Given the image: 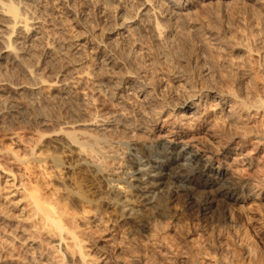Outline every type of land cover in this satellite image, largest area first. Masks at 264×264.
Returning <instances> with one entry per match:
<instances>
[{
    "label": "rangeland",
    "instance_id": "obj_1",
    "mask_svg": "<svg viewBox=\"0 0 264 264\" xmlns=\"http://www.w3.org/2000/svg\"><path fill=\"white\" fill-rule=\"evenodd\" d=\"M98 1H100V2H98ZM11 3L15 7L18 6L17 8H19L18 9L19 13H21V15L23 16V17L21 16L22 19H21V17L19 18L20 21L21 20L22 21L18 22L16 24L14 23V19L12 18L11 14L7 11V8H8L7 6H9V4L11 5ZM164 3H165V0H156V1L155 0H152V1L151 0L150 1L149 0H139V1H137V0H107V1L106 0H20V1L19 0H16V1L15 0H0V128L4 127L3 130L0 129V133H1L0 134V139H1L0 142L2 141V143H0V147H1L0 148V161L1 162L5 161L4 165H5V167H7V170H5L6 168L5 167L3 168V166H2L3 163H0V165L2 166V167L0 166L1 167V169H0V191L2 190L0 192V204L3 203L6 206L10 207L15 212V214H17V215L18 214L21 215V212H22L25 216L26 215L25 214L26 208H24L25 202L22 199L21 192H23V191H21V190H23L22 188H24V186L29 184L31 181H32L31 184L32 183L36 184V182H37V184L40 183L39 187L40 188L42 187L41 188L42 191H45V193L48 192V194L51 191L55 192V190L58 188H59V191L62 192V190H60V189L63 187L64 182L65 183L68 182V184L74 183V180H73V182L71 180H69V179L73 178V176L71 174L72 173L71 170H73L72 167L69 166L70 169H68V170H70V172L68 174H65V171H64L63 174L59 175L57 170L52 168L51 163L50 164L48 163L49 158H47L48 161L43 162L44 163L43 164L37 160H35V161L32 160V158H34L35 156L34 157L32 155L27 156L30 154V152H28V151H30L28 148L30 146H28V144L30 142L32 143L35 139L33 137L36 136L35 131L33 130L34 129L33 127H35V125L39 124L41 126H49V124H50V126H52V125H54V123H55V125L57 123H62V126H61V124H60V126L63 128H68V127L72 128L73 126L74 127L77 126V127H81V128L83 127L84 129L89 128V129H87L89 131H91V130L93 131V129L96 128L94 131L98 130V132L104 133V131L109 132V131H112L113 129L116 131V130H118L117 128L122 130V129H124L123 127L126 126L125 124H127V123L128 124L126 127H128L129 123H134L133 120H135V118H136V116H134V114H137V115L139 114V116L142 115L140 118L143 119V117H144V119L147 120V123H149V124L152 123V124H150L151 127L154 125V126H157L159 129L162 130V133H161L162 138L158 139V141L159 140H161V141L165 140V138H167L168 136H169L168 138H170L173 135V133H174L173 136H175V132H178V134H176V135H180V133H181L180 131L186 132L188 136L185 137L184 139L181 138V140H180V138H178L179 139V140H177L178 143H184V142L186 143V140H187L188 143H186V146H185L187 149L195 150V152L198 154L199 158H201L206 163L211 164L214 168L220 167V168H223L226 172H228L224 178L225 180H226V178L229 177L230 180H233L236 183L238 182V184L240 183L239 185L242 186L243 188L244 187L248 188L250 193H253V191H254V193L255 192L260 193V195H262L264 197V173H263L264 172V141L259 142L258 137H256V134H258V133L256 132V134H255L256 129H258V128L260 129L261 127L264 128V125H263L264 124L263 123L264 122V117H263L264 116V104L262 105L261 109H258V111L254 107L248 109L247 110L248 112H245L246 110H243L244 111L242 113L243 116H242V119L240 118V120L247 122V124H248L247 126H249L250 128L253 127L256 129H254V130H252L253 128L251 129L252 130L251 135H248V138L246 139V143H245L244 147H241V148L233 147V146L226 145V144H223L224 145L223 146L219 142V140L217 141L216 137L210 136V135L208 136L209 133H206L207 130H206L205 125H203V126L199 125L197 127L196 123L194 122L195 119H197V117L198 118L202 117L203 119L206 118L209 121L213 120L214 122L217 119L216 123H220L225 128L228 127V128H226L228 130L227 132H229V131L233 132V130H229V128H232V129L235 128V127H233L234 126L233 124L231 125L233 118H231V117L228 118V117L233 116L232 113L235 114V112L237 111L236 107L238 106V103H236V102L239 100L238 98H236L234 96L233 97H231V96L225 97V101H224L225 105H224L223 98L220 97L219 94L217 95V93H214L213 91H211V92L208 91V93H207L206 90L202 89L200 92L198 91L199 93L197 92V90H198L197 88L201 87V85L199 83H203V81L205 82V80H207V79L209 80L211 78V77L209 78V76H211L212 73L208 67H210V64H212L211 62H214V60L216 61V59H218L220 61V63H221L220 66L223 65V67H225L227 69L226 70L224 68L226 71H228V70L231 71L230 66L232 68L235 67L233 69H236V70L232 69L234 72L233 71H231V72H232V75L235 77V80L238 81L237 83L240 82L239 86L241 89L239 88V86L236 83H234L233 85L238 87V92L241 91V93H239V96L241 95L240 96L241 98L244 99V98H247V96H250L251 99L247 98V101H251L252 97L253 98L254 97L259 98L258 97L259 94H261V95L264 94V77H263L264 76V70H263L264 69V65H263L264 60H262V59H264L263 58L264 57V51H262V49L264 50V47H263L264 46V44H263L264 43V26H263V24H264V0H171V1H169V4H168V2L165 4ZM155 8H156V11H155ZM146 10H147L148 14H147ZM254 10L257 12H255ZM158 11H161V12H158ZM23 12H25V13H23ZM134 12L136 13V15ZM183 12H184V14H182ZM205 12H206V14H205ZM22 13L25 15V17L28 16V17H26L27 20H29V18H31L29 20V22L26 20V23L28 26L24 22L25 17ZM126 13L128 14L127 16H126ZM179 14H182V15L179 16ZM153 16H155V17H153ZM127 17H128V19H127ZM175 18H176V20H174ZM215 19H216V21H215ZM257 19H259V20H257ZM122 20H124L125 22ZM158 20L161 23V27H159L160 26L159 25L157 28L156 21L158 22V24H160ZM169 21H170V23H169ZM210 22H211V25H210ZM124 23L125 24L127 23V24L125 25ZM170 24H172V25H170ZM144 25L146 28L144 27ZM125 26H127V27H125ZM149 26H150V28H149ZM162 26H164V27H162ZM26 28L29 30H27ZM211 28H212V30H211ZM240 28H243L245 30H243V29L240 30ZM131 29H133V30H131ZM160 29H162L163 32H161L162 30H160ZM250 29H253V31ZM158 30L164 36L162 34H159L160 32ZM235 30H237V31H235ZM254 30H255V32H254ZM240 31H241V33H240ZM247 33H249V34H247ZM250 33H252V34H250ZM123 34H125V35H123ZM144 34H146V35L143 36ZM259 34H260V36H259ZM257 36H259L260 38ZM181 37L182 38L185 37V38H183L185 41ZM138 38H140V39H138ZM179 38H181V39H179ZM250 38H252V39L250 40ZM261 38H262V40H261ZM248 39H249L250 44H252V45L254 43L255 44L253 46L252 45L250 46L249 43L247 44ZM255 39H256V41H255ZM234 41H235V43H234ZM237 41H238V43H237ZM11 42L15 45H12ZM231 42H232V44H230ZM251 42H253V43H251ZM256 42H258V43H256ZM181 43L184 44L186 47L184 45L182 46ZM260 43H261V45H260ZM4 46H7V47H4ZM10 46H13L12 47L13 49ZM114 46H115V48H113ZM248 46H250V48L251 47L252 48L249 49ZM20 48H21V50L23 49L24 52L23 51L21 52L19 50ZM162 48H164V49H162ZM246 48H247V50L248 49L250 51L252 50L251 51L252 54L250 53L249 50H248L249 51L248 52L246 50ZM255 48L259 52L258 51L256 52ZM11 49L14 51H16V50H18V51H17V53L14 51L12 52ZM174 49L176 51L175 53H174ZM227 51L229 54L231 53L230 55H232V58L229 54L227 56ZM244 51H245V53H244ZM113 52H116V53H113ZM177 52L179 53L178 56H180L179 60L177 58L178 56L177 57L173 56V55H177L178 54ZM172 53H174V54H172ZM116 54H119L121 56L116 55ZM169 54H171V55H169ZM214 54L216 55L217 58L215 57ZM111 55H112V57H111ZM181 55H182V57H181ZM220 55L223 56L222 57L223 59L221 58ZM233 55L236 58H234ZM134 56H135V58H134ZM169 56H171L172 59ZM239 56H241V57L238 60L237 58ZM173 57H176V58L174 59ZM253 57L255 59H253ZM187 58H188V60H187ZM241 58H243V59H241ZM136 59H137V61H136ZM245 59L248 60L249 62L245 61L248 64L246 63V65H243L242 63ZM133 60H135V61H133ZM225 60L227 62H224ZM236 60L238 62H242V63L236 64L235 63V62H237ZM208 61L210 64L208 63ZM219 61H218V63H219ZM205 62H206V64H209V66H207L205 64ZM23 63L25 64V66ZM164 63H165V65H164ZM189 63H190V65H189ZM228 63H231L233 66L231 64H228ZM249 63H251V64L249 65ZM238 64L243 65L244 67L241 68L238 66ZM26 65H27V67H26ZM29 65H30V68H29ZM101 65H103V67ZM148 65H150V66H148ZM141 66H142V68H141ZM184 66H185V68H184ZM203 66L205 68H203ZM245 66H247V67L245 68ZM175 67H177V69H179V70H177ZM223 67L221 66L220 68H218L219 70L217 69V67L214 68L215 71L213 72V74L215 76H212V78L213 77L214 78L210 79V80L211 81L213 80L212 83L216 82L215 86H216L218 91H221L223 89V91L225 93H228L227 92V91H229V90H227L228 85L225 84L223 81L228 80V79H226L227 73H229L230 71H228L225 74L226 71L223 69L224 74H222L223 71H222V73H220L221 72L220 69H222ZM250 67L252 69H250ZM130 68H133V69H130ZM146 68H148V69H146ZM166 68H168V69L166 70ZM183 68L185 69L184 72H182ZM238 68H239V70H237ZM117 69H120V70H117ZM142 69H144V70H142ZM132 70L135 71L134 75H133L134 71H132ZM33 71L35 73L32 74ZM125 71H127V72H125ZM170 71L172 74L170 73ZM179 71H181L182 73ZM236 71H237V73H236ZM254 71H257V72H254ZM151 72H153V73H151ZM177 72H179L181 75H179ZM30 73H31V75H30ZM74 73H75V75H74ZM90 73H91V75H90ZM145 73H146V75H145ZM154 73H155V75H154ZM175 73L177 76L175 75ZM233 73H235V74H233ZM256 73H259L260 78L257 77L258 75ZM118 74H121V75L119 76ZM218 74L223 75L222 78ZM39 75H40V77H39ZM142 75L144 78L142 77ZM217 75L219 76V78ZM224 75L226 78L224 77ZM236 75L239 77H237ZM89 76L90 77L92 76L93 79L90 78ZM100 76H101V78H100ZM95 77H97V78H95ZM155 77H156V79H155ZM256 77L258 78V80ZM38 78H40V80H38ZM67 78L69 79V82H68ZM87 78H88V80L90 78V80L89 81L86 80L87 81V83H86V81H84V80ZM189 78H190V81H189ZM203 78H205V79L203 80ZM216 78H218V81ZM253 78L256 79V80L254 79V81L256 83L252 82ZM23 79H24V81H23ZM78 79H80V80L78 81ZM249 79L252 81H250ZM91 80H93V84H92ZM214 80H216V81H214ZM38 82H39V84H38ZM51 82H53V83H51ZM88 82H90V84H88ZM146 82H149V83L146 84ZM190 82L192 83L193 87L197 86L196 89L194 88L196 93L194 90H192L193 87L191 86ZM219 82L221 84V85L219 84L221 87L218 85ZM116 83L118 85L120 83V89L118 88L119 86ZM154 83L156 85V88L154 87L155 86ZM253 83H255L254 87L258 85V87H256L257 89L259 88L258 89V93H259L258 95L257 94L255 95L254 90H253L254 92L251 90L252 88H254ZM73 84H75V85H73ZM76 84L77 85L79 84V85L76 86ZM85 84H86V87L88 84L87 88L85 87ZM194 84L196 86H194ZM180 85H181V87H180ZM97 86H98L99 90L97 89ZM235 86H234V91L233 90H230V91L236 92L237 87H235ZM250 86L252 88H250ZM91 87L93 88L92 91L96 87V89L93 93L94 95L91 92ZM138 87L141 89L143 87L144 88H143V90H140V89H138ZM183 87H184V89H183ZM229 87H231V86L229 85ZM131 88L135 89V91H133ZM246 88L248 90H250L251 93L252 92L254 93V94L252 93L253 96L251 95V93H248L250 91H248V90L245 91ZM82 89H84V90L82 91ZM97 90L98 91L101 90V92H98ZM158 90H159V92H158ZM160 90H161V92H160ZM260 90H261V92L262 91L263 92L260 93ZM150 91L153 93H151ZM162 91H163V93H162ZM95 92H97V94H98V96H100V98L103 97L102 100H105L104 98L110 99V100L114 99L113 102L118 104L116 106L117 108H119V104L121 106L125 105L124 106L125 112L123 111V113L125 114L126 112L128 113L130 111L129 112L130 115L127 113H126L127 115L126 114L124 115L121 111L124 109H121L122 107L120 106V111L116 110L117 112L115 111L116 114H114L115 116L113 117L114 119L116 117V121H114V119L111 117V119L108 121L107 124H106V121L103 123L102 121L96 122L95 120H91V121L87 120L86 122L81 121V122H78V124L75 123L76 125L65 124L64 123L65 121L70 120V118H68V119L65 118V112L69 111V109H70V113H71L72 108L75 106H76L75 108L79 107L81 109V110H79L81 113V116H82V114L84 116L81 119H84V118L90 119V116H87V115H89L88 111H83V108H85V105L87 103H89L95 95H97ZM186 93H188V94H186ZM247 93L250 95H248ZM192 94L193 95L194 94H201V97L199 99H196V98L193 99V101H195V103L198 106L197 105H191L190 107L193 108L192 110H190L187 113L183 112V111L181 112V109L178 108L181 106L180 102L188 96H193ZM90 95H92L93 97ZM126 95H127V97H126ZM144 95H145V97H144ZM182 95H184V96H182ZM75 96H76V98H75ZM108 96L109 97L112 96V97L109 98ZM134 98L135 99L137 98V99L135 100ZM81 99H83V100H81ZM168 99L169 100L171 99L168 102V105H170V106L167 108V106H168L167 105L166 108H164L165 105L163 103L165 102V100H168ZM72 100L75 101L73 103L75 106L71 105V103L73 102ZM163 100H164V102H163ZM29 102L31 104H29ZM79 102H81V103H79ZM172 102L173 103L177 102V103H175L174 108H172V105H174ZM226 102H228V103H226ZM139 103L140 104L142 103V105H140ZM170 103H172V105ZM69 104L73 107L71 108V106ZM230 104L232 107L230 106ZM234 104L236 106H234ZM78 105H80L82 107H80ZM60 106H62V107H60ZM66 106L68 107L67 108L68 110H65ZM161 108H162V110H161ZM35 109L39 110L38 113H37V110H35ZM49 112L51 113L50 114L51 116L49 115L51 119H49L48 118L49 116H47V114H49ZM86 112H87V114H86ZM132 112H133V114H132ZM142 112H144V113H142ZM230 112H232V113H230ZM84 114L86 115V117ZM118 114L120 117H118ZM55 116H57V117H55ZM121 116L122 117L124 116L125 119H124V117L122 118ZM157 116L162 117V120H165L166 124H163L160 121L156 122L154 119H156ZM192 116H193V118H192ZM226 117L230 120L229 121L230 125L226 122V121H228V119ZM117 118H118V120L120 119L121 121L118 122ZM5 119H6V121H5ZM11 119H14V120L11 121ZM58 119H59V121H58ZM49 120H50V122H49ZM63 120H64V122H63ZM122 120L125 123L124 125L122 124L123 123ZM131 120H132V122H130ZM146 120H144V122H146ZM2 121H4V123ZM7 121L8 122L10 121V122L8 123ZM190 121H192V122H190ZM218 121H220V122H218ZM14 122H15V124H14ZM51 122H52V124H51ZM137 123H139V122H135V124H137ZM255 123H256V125H255ZM88 124H90V125H88ZM98 124H99V127H98ZM11 125L13 127H15L14 125H16V126L18 125L17 127H19L21 125V127H23V129L26 126L25 131L27 132L26 133L27 135L25 133H23V132H25L24 130H22L20 132L21 133L20 135L23 134L26 137L22 135L23 138L22 137L18 138V135L16 136V134H13L14 132H13L12 128L8 127ZM133 125H131V127H133ZM144 125L142 127L141 126L140 127L142 128L143 132H146L147 129L145 128ZM260 125H261V127H260ZM30 126H31L32 130L30 129ZM7 128L9 130H12V131H9ZM104 128L107 130H105ZM6 130L8 132H6ZM237 130L240 131L241 129H237ZM31 131H33L34 133H32ZM57 131H58V129H57ZM130 131H132V133ZM4 132H5V134H4ZM134 132H136V131H133L132 128H130V130L127 129V133L129 134V136L134 135L133 134ZM62 134L63 133L61 131L50 132L49 134L44 135L40 139V141L42 143H44V142L49 143V146L51 147L50 150H52V148H56V147H58L60 150H62L65 148L64 146L62 147V145H64V144H61V147H60V142L63 143V140L61 137V136H63ZM30 135L31 136L33 135L32 138ZM59 138L61 139V141H59ZM29 139H31V140L28 141ZM56 139H58V140H56ZM21 140H23V141H21ZM24 140L27 142V145H26V142ZM49 140H51V142ZM54 140H56L57 142H55ZM133 140L134 139H130L128 141H133ZM142 140L143 141L145 140L143 142V143H145V145H151V143L154 144V142L149 141L147 139H141V141ZM205 140H207L208 142ZM53 141H54V143L57 144V146H56V144L53 143ZM4 144H5V147H4ZM53 144L56 147L52 146ZM114 145H116V144H114ZM6 146L8 148H6ZM10 146H12L14 149L11 148L12 149L11 150L9 148ZM2 147L4 149H2ZM215 149H217V150H215ZM65 150L68 152V154H66L64 156H69V159L71 158V160H72V158L73 159L75 157L77 158L78 155L76 156L74 153H72V150L70 151L67 148ZM15 151L19 152V154H17L19 156L23 155L22 157H25V158H26V156L28 158L30 157L29 159L28 158L26 159V160H29V163H30V160H31V162H33V161L35 162V163L33 162L34 164L32 163L33 165L30 164L31 168H29L30 166H28V163L27 164L26 163L21 164L18 160H16V157H15L16 155L14 154ZM20 151L23 153L20 154ZM7 152L10 153L11 157H9L10 155ZM18 152H15V153H18ZM24 152L27 155H24L25 154ZM50 153L51 152H49V151H45V153H43V155L46 154V156L48 157L47 154L50 155ZM118 153H120V152H117L116 155H119ZM128 153H129L128 151H125L124 155L121 154L120 157L125 158V156H127ZM212 153H214V155ZM113 154L115 155V153H113ZM113 154L110 153V155H113ZM80 155L82 156L83 154H80ZM37 156L38 155H36V157ZM6 157L9 159H7ZM44 157H45V155L43 156V158ZM85 157L88 160H90V158H88V156H85ZM166 157H167V155H166ZM13 159H14V162L12 161ZM74 160H76V159H74ZM6 162H8L7 164H9V167H11V169L8 167ZM81 162L82 161H80V163ZM41 164H43L44 166H42ZM45 164L47 166H45ZM114 165L115 164L111 165L112 168L110 166V171H108V174L112 173L111 178H112V176L115 177L118 174L121 175L122 171L124 169L127 170L126 165H124V166L121 165V167H120L121 169H117V168H119L120 165H115L116 167ZM260 165H261V167H260ZM66 167H67V165H66ZM27 168L30 170L28 171ZM142 168L143 167H141L142 171L146 169L145 167L143 169ZM53 169H54V171H52ZM115 169H116V172H115ZM8 170H9V172H12V173H9ZM113 171H114V173H113ZM13 172H14V174H13ZM127 172L129 173V175H131L132 170L129 169V170H127ZM70 175H71V178H70ZM13 176H14V178H13ZM48 176H50V177H48ZM63 178H64V180H63ZM142 178L145 179L146 176L144 175ZM79 179L80 178H78V181H79ZM28 180H29V183H28ZM130 180L133 182V178H130ZM52 183L54 185H52ZM112 183H113L112 186L114 188H116V190L117 189L122 190L123 200H126L124 197L126 194L127 198L131 199L132 202H124V204L119 203V205H118L114 201H108L107 202V200H105V202H107L106 203L107 207H106V205L104 207L107 209L108 212L113 211L114 208L117 209V212H115V213L110 212V213H112V215H111V219H109V221L106 220L108 214H106L107 216L104 215V219L106 220V222H105V220L103 222V220H102L103 218L101 219V216L96 215L95 211L89 212L90 214L89 213L85 214V216L87 217L86 219L88 221L85 219H84L85 221L82 219H79V220H82V221H80L81 227L82 226L85 227L87 225L86 227L89 228V229L86 228L87 229L86 233H85L86 238L83 241L84 249H85V252L87 253V258H86L87 260H85L83 264H234V261H236L239 258L240 259H243V258L248 259V258L253 256L252 252L249 253V251H251V250L245 244V242L244 243L241 242V238L239 237L238 232L236 233V229L234 228V226L233 227L229 226L230 223L227 222V224L225 223L224 226L222 227L224 230L222 231V228H221V231H220V229L217 227V225L214 224V222L213 223L210 222L214 218L215 214L217 215L219 205L223 204L222 197L220 198V196L218 194V189H216L217 186H213L212 188H210L209 190L211 192L209 190L206 192V190H204L203 187H197L194 190L195 197H197V198H195V200L192 201V203H191L192 205H190V201H189L188 196H185L187 191L177 190L176 194L173 192V194L171 195L172 197L171 198L169 197V199L166 201L168 204V209H169L168 212L169 213H168V216L163 219L164 222L160 221V223L161 222L162 223H161V225H159L157 222L156 223L154 221L150 222L148 220L147 223H145V225H144L145 228L143 227V232L139 231L140 233L138 234L135 231L134 232L132 230L130 231L129 223L132 219L131 213L133 210H136V211H138L137 213H139L141 215H143V213L145 211H147V213H144V214H147L146 217L151 215V214L153 215V213H155V211H156L155 210L156 206H157V208L159 207L158 203H156V204L154 203L155 204L154 205L152 202L155 199L154 195L152 196L153 198H152L151 202L155 206V208H154V210L151 208L152 209V211H151L150 207H153L152 205L151 206L146 205L145 207H143V203H146L145 199L151 197L150 193H147V195L145 194V196L142 195L139 198H137L136 196H133V194H130L128 188L123 189V185L122 186L117 185V187H115L116 182H112ZM22 184H23V187H22ZM31 184H29L27 186H30ZM55 186H57V187H55ZM110 188H111V186H110ZM110 188H109V186L108 187L104 186V190L106 192L108 191V193L111 192L112 190H114L113 188L112 189H110ZM50 189H52V190H50ZM123 190H124V192H123ZM184 191H185V193H184ZM57 193H55L54 196H56ZM139 194H141V193H139ZM202 196H204V197H202ZM201 197L204 199H202ZM210 199H211V201H210ZM7 200L10 202L8 203ZM206 201H207V203H206ZM14 203L17 204V207H16V204L14 205ZM210 203H212V204H210ZM125 204H128V205H125ZM11 205H12V207H11ZM116 205H118L119 207ZM209 205H211V206H209ZM114 206H116V207H114ZM131 208H133V210H130ZM210 209H212V210L210 211ZM204 212H205V214H204ZM148 213H149V215H148ZM190 213L192 215H190ZM78 215H80V214H78ZM5 216L6 215H4L3 213H0V227L2 226V228H0L1 229L0 235L2 234V237L7 235L6 236L7 238H9V239L14 238L15 239V241H13V242L16 244V247L18 248L17 251L19 250V255H22V259H24V260L21 259V256H15V255H17L18 252L12 251L13 252L12 254L15 253V255H13L14 257H10V255L8 256V255L4 254L6 252L2 248L3 242H0L1 243L0 244L1 250L4 252L3 253L0 250L1 251L0 255L1 254L3 255V256L2 255L0 256L1 257L0 260H2V261H0V264H3V263L4 264H10L11 262H13L11 264H61V263L62 264H64V263L65 264H75L72 262V260L68 261V259L67 260L62 259V261H61V259H60L62 256H63L62 258L68 257V250L67 251L64 249L62 250V247L65 244V241H60V244H59V241H57V237H52L53 238L52 239V238H50L48 233H46V231H43V232H45V234H47V235L44 234L45 236L44 235L43 236L44 237L47 236V240H50L48 242H51V245H48V244L46 245L45 244L46 241L43 242L42 240H40V237H37L36 233L34 234V235H36L35 236L36 239L33 238L34 237L33 233H32L33 237L30 236L31 234H29V232L31 231L32 228L31 227L29 228V226L26 225L27 223L29 225V223H30L29 221L26 222V224H25V223H23L25 221L22 222V219H21L22 217L18 218V216L15 215L16 218L13 217V220H12V219H8V217L6 218ZM96 216H98V217H96ZM113 217H115V218L113 219ZM92 218H93V220H92ZM97 218H98V220H97ZM209 219H211V220H209ZM5 221H6V224H8L10 226V230H9V228L7 230L8 232L3 231V226H4L3 224L5 223ZM138 222L139 221L137 220L136 221L137 225L138 226L141 225V223L140 222L138 223ZM206 222H208V225L205 224ZM20 223L21 224L23 223V225H22L23 227L25 224V226L27 228H29V229H27V233H26V231H25V233H23V231L21 230L23 227L20 226ZM103 223H105V224L103 225ZM154 223H155V225H154ZM209 223H211L212 225L214 224V225L213 226L211 224L209 225ZM84 224H86V225L84 226ZM89 224H90V226H89ZM18 226H20V227H18ZM13 228H15L16 230L15 229L13 230ZM81 229H83V228H81ZM83 230L84 231H82V232H85V229H83ZM9 231L10 232L13 231L15 235L13 234V232L10 233ZM32 231L35 232L33 229H32ZM218 231H220V232H218ZM2 232H5V235ZM88 233H89V235H88ZM16 234L19 236V239H18V236ZM132 234H134V235H132ZM13 235L16 237H14ZM20 236L23 238H21ZM228 236L230 239L228 238ZM6 237H3V238H6ZM48 237H49V239H48ZM87 237H89V238H87ZM22 239H24V240H22ZM3 240L4 239H2V241ZM0 241H1V239H0ZM68 241L70 242V240H67V242ZM225 241H227V243H225ZM17 244L20 245L21 247L17 246ZM44 244L46 246H44ZM58 244H59V249H61L62 252H61V250L59 252H57V250L53 248V247L57 246ZM7 245H8V243H7ZM236 246H241L243 249V251L240 255L235 254V252L233 251ZM206 247H207V251L209 248L208 252H210V253L205 252ZM10 248L13 250L12 246ZM61 254H62V256H61ZM66 254H67V256H66ZM132 254H134V255L131 256ZM248 254L250 255V257ZM76 256H78V255H75L73 257V261H74V258ZM17 257H18V259H17ZM193 257L195 258V260L193 259ZM26 259H27V262H25ZM9 261H10V263H9ZM6 262H8V263H6ZM76 264H78V262Z\"/></svg>",
    "mask_w": 264,
    "mask_h": 264
},
{
    "label": "bare ground",
    "instance_id": "obj_2",
    "mask_svg": "<svg viewBox=\"0 0 264 264\" xmlns=\"http://www.w3.org/2000/svg\"><path fill=\"white\" fill-rule=\"evenodd\" d=\"M16 1V0H15ZM20 1V0H19ZM107 1V0H106ZM137 1H139V0H137ZM150 1V0H149ZM152 1V0H151ZM156 1V0H155ZM169 1H171V0H165V3H167L168 2V4H169ZM11 2V1H10ZM98 2H100V1H98ZM146 2V1H145ZM20 3V2H19ZM108 3V2H107ZM157 3V2H156ZM164 3V4H165ZM18 4V3H17ZM109 4V3H108ZM139 4V3H138ZM143 4V3H142ZM141 4V5H142ZM153 4V3H152ZM167 5V4H166ZM4 6V5H3ZM135 6V5H134ZM160 6V5H159ZM170 6V5H169ZM254 6V5H253ZM5 7V6H4ZM8 7V8H7ZM6 8H7V11L11 14V16H12V18L14 19V23L16 24V23H18V22H21L20 21V17L22 16L21 15V13H19V8H17V7H15L14 5H12V3H11V5L9 4V6H7ZM25 7V6H24ZM150 7V6H149ZM5 8V9H6ZM22 8V7H21ZM20 8V9H21ZM140 8V7H139ZM252 8V7H251ZM208 9V8H207ZM253 9V8H252ZM138 10V9H137ZM162 10V9H161ZM170 10V9H169ZM6 11V12H7ZM136 11V10H135ZM155 11H156V8H155ZM175 11V10H174ZM255 11V10H254ZM21 12V11H20ZM146 12H147V10H146ZM152 12V11H151ZM158 12H161V11H158ZM167 12V11H166ZM171 12V11H170ZM169 12V13H170ZM203 12V11H202ZM201 12V13H202ZM252 12V11H251ZM255 12H257V11H255ZM23 13H25V12H23ZM22 13V14H23ZM135 13V12H134ZM176 13V12H175ZM180 13V12H179ZM193 13V12H192ZM260 13V12H259ZM262 13V12H261ZM9 14V15H10ZM144 14V13H143ZM147 14H148V12H147ZM156 14V13H155ZM177 14V13H176ZM182 14H184V12L182 13ZM182 14H179V16L180 15H182ZM191 14V13H190ZM205 14H206V12H205ZM244 14V13H243ZM256 14V13H255ZM24 15V14H23ZM128 14L126 13V16H127ZM135 15H136V13H135ZM158 15V14H157ZM187 15V14H186ZM132 16V15H131ZM148 16V15H147ZM161 16V15H160ZM262 16V15H261ZM23 17V16H22ZM22 17H21V19H22ZM24 17H25V15H24ZM26 17H28V16H26ZM25 17V18H26ZM135 17V16H134ZM146 17V16H145ZM149 17V16H148ZM153 17H155V16H153ZM158 17V16H157ZM165 17V16H164ZM171 17V16H170ZM252 17V16H251ZM9 18V17H8ZM24 18V22L26 23V20H27V18L25 19ZM126 18V17H125ZM181 18V17H180ZM183 18V17H182ZM194 18V17H193ZM254 18V17H253ZM252 18V19H253ZM259 18V17H258ZM31 18H29V20H30ZM127 19H128V17H127ZM150 19V18H149ZM158 19V18H157ZM156 19V20H157ZM169 19V18H168ZM260 19V18H259ZM259 19H257V20H259ZM263 19V18H262ZM29 20H27L28 22H29ZM125 20V19H124ZM124 20H122V21H124ZM143 20V19H142ZM151 20V19H150ZM174 20H176V18L174 19ZM182 20V19H181ZM184 20V19H183ZM192 20V19H191ZM250 20V19H249ZM129 21V20H128ZM145 21V20H144ZM159 21V20H158ZM195 21V20H194ZM215 21H216V19H215ZM3 22V21H2ZM23 22V23H24ZM31 22V21H30ZM125 22V21H124ZM173 22V21H172ZM180 22V21H179ZM183 22V21H182ZM181 22V23H182ZM245 22V21H244ZM248 22V21H247ZM262 22V21H261ZM24 23V24H25ZM138 23V22H137ZM144 23V22H143ZM149 23V22H148ZM153 23V22H152ZM159 23H160V21H159ZM169 23H170V21H169ZM178 23V22H177ZM13 24V23H12ZM125 24V23H124ZM127 24V23H126ZM125 24V25H126ZM140 24V23H139ZM26 25H27V23H26ZM122 25V24H121ZM154 25V24H153ZM156 25H157V28H158V26L159 27H161V23L160 24H158V22L156 21ZM163 25V24H162ZM170 25H172V24H170ZM179 25V24H178ZM210 25H211V22H210ZM214 25V24H213ZM253 25V24H252ZM261 25V24H260ZM12 26V25H11ZM28 26V25H27ZM139 26V25H138ZM263 26H264V24H263ZM262 26V27H263ZM18 27V26H17ZM125 27H127V26H125ZM144 27H145V25H144ZM162 27H164V26H162ZM175 27V26H174ZM12 28V27H11ZM22 28V27H21ZM132 28V27H131ZM146 28V27H145ZM148 28V27H147ZM149 28H150V26H149ZM186 28V27H185ZM184 28V29H185ZM259 28V27H258ZM25 29V28H24ZM27 29V28H26ZM166 29V28H165ZM241 29H243V28H240V30ZM27 30H29V29H27ZM128 30V29H127ZM131 30H133V29H131ZM160 30H162V29H160ZM211 30H212V28H211ZM218 30V29H217ZM243 30H245V29H243ZM248 30V29H247ZM250 30H252L253 31V29H250ZM21 31V30H20ZM137 31V30H136ZM159 31V30H158ZM207 31V30H206ZM235 31H237V30H235ZM239 31V30H238ZM128 32V31H127ZM130 32V31H129ZM160 32V31H159ZM158 32V33H159ZM161 32H163V30L161 31ZM159 33V34H162V33ZM177 32V31H176ZM175 32V33H176ZM220 32V31H219ZM254 32H255V30H254ZM132 33V32H131ZM137 33V32H136ZM154 33V32H153ZM157 33V34H158ZM240 33H241V31H240ZM244 33V32H243ZM20 34V33H19ZM151 34V33H150ZM149 34V35H150ZM205 34V33H204ZM246 34V33H245ZM247 34H249V33H247ZM250 34H252V33H250ZM255 34V33H254ZM253 34V35H254ZM123 35H125V34H123ZM146 34H144L143 36H145ZM163 35V34H162ZM161 35V36H162ZM237 35V34H236ZM235 35V36H236ZM256 35V34H255ZM140 36V35H139ZM160 36V37H161ZM164 36V35H163ZM189 36V35H188ZM187 36V37H188ZM195 36V35H194ZM214 36V35H213ZM244 36V35H243ZM249 36V35H248ZM259 36H260V34H259ZM259 36H257V37H259ZM263 36V35H262ZM129 37V36H128ZM198 37V36H197ZM241 37V36H240ZM250 37V36H249ZM256 37V38H257ZM154 38V37H153ZM182 38V37H181ZM181 38H179V39H181ZM183 38H185V37H183ZM182 38V39H183ZM253 38V37H252ZM252 38H250V40L252 39ZM255 38V37H254ZM260 38V37H259ZM138 39H140V38H138ZM176 39V38H175ZM184 40V39H183ZM194 40V39H193ZM192 40V41H193ZM227 40V39H226ZM261 40H262V38H261ZM173 41V40H172ZM185 41V40H184ZM188 41V40H187ZM244 41V40H243ZM255 41H256V39H255ZM9 42V41H8ZM205 42V41H204ZM240 42V41H239ZM245 42V41H244ZM12 43V42H11ZM191 43V42H190ZM234 43H235V41H234ZM237 43H238V41H237ZM241 43V42H240ZM243 43V42H242ZM249 43V39H248V42H247V44ZM251 43H253V42H251ZM256 43H258V42H256ZM8 44V43H7ZM118 44V43H117ZM124 44V43H123ZM182 44V43H181ZM186 44V43H185ZM230 44H232V42L230 43ZM250 44V43H249ZM255 44V43H254ZM253 44V45H254ZM264 44V43H263ZM11 45V44H10ZM12 45H15V44H13L12 43ZM116 45V44H115ZM166 45V44H165ZM184 44H182V46H183ZM191 45V44H190ZM252 44H250V46H251ZM252 45V46H253ZM260 45H261V43H260ZM259 45V46H260ZM8 46V45H7ZM7 46H4V47H7ZM185 46V45H184ZM195 46V45H194ZM214 46V45H213ZM234 46V45H233ZM250 46H248L249 47V49H251L250 48ZM11 48L13 47V46H10ZM158 47V46H157ZM160 47V46H159ZM186 47V46H185ZM228 47V46H227ZM255 47V46H254ZM264 47V46H263ZM262 47V48H263ZM18 48V47H17ZM25 48V47H24ZM99 48V47H98ZM107 48V47H106ZM113 48H115V46L113 47ZM173 48V47H172ZM181 48V47H180ZM233 48V47H232ZM13 49V48H12ZM11 49V50H12ZM111 49V48H110ZM109 49V50H110ZM158 49V48H157ZM162 49H164V48H162ZM182 49V48H181ZM248 49V50H249ZM254 49V48H253ZM256 49V48H255ZM21 52L23 51L24 52V50L22 49L21 50V48L19 49ZM106 50V49H105ZM117 50V49H116ZM129 50V49H128ZM151 50V49H150ZM153 50V49H152ZM217 50V49H216ZM220 50V49H219ZM233 50V49H232ZM231 50V51H232ZM246 50H247V48H246ZM247 50V51H248ZM14 50H12V52H13ZM17 51L18 50H16V51H14V52H16L17 53ZM205 51V50H204ZM211 51V50H210ZM226 51V50H225ZM230 51V52H231ZM250 51V50H249ZM248 51V52H249ZM252 51V50H251ZM251 51H250V53H251ZM256 52L258 51L257 49L255 50ZM262 51H264L263 49H262ZM27 52V51H26ZM29 52V51H28ZM32 52V51H31ZM117 52V51H116ZM116 52H113V53H116ZM122 52V51H121ZM160 52V51H159ZM171 52V51H170ZM173 52V51H172ZM176 51H175V49H174V53H175ZM198 52V51H197ZM259 52V51H258ZM261 52V51H260ZM111 53V52H110ZM165 53V52H164ZM167 53V52H166ZM174 53H172V54H174ZM178 53V52H177ZM176 53V54H177ZM244 53H245V51H244ZM249 53V54H250ZM160 54V53H159ZM218 54V53H217ZM228 51H227V56H228ZM231 54V53H230ZM229 54V55H230ZM252 54V53H251ZM260 54V53H259ZM116 55H119V54H116ZM115 55V56H116ZM129 55V54H128ZM162 55V54H161ZM160 55V56H161ZM169 55H171V54H169ZM179 55V53L177 54V55H173V56H178ZM198 55V54H197ZM200 55V54H199ZM209 55V54H208ZM215 55V54H214ZM32 56V55H31ZM110 56V55H109ZM119 56H121V55H119ZM168 56V55H167ZM221 56V55H220ZM231 56V58H232V55H230ZM251 56V55H250ZM17 57V56H16ZM107 57V56H106ZM105 57V58H106ZM111 57H112V55H111ZM166 57V56H165ZM170 58H171V56H169ZM176 57H173L174 59L176 58ZM181 57H182V55H181ZM198 57V56H197ZM207 57V56H206ZM205 57V58H206ZM214 57V56H213ZM215 57H216V55H215ZM223 56H221V58H222ZM225 57V56H224ZM233 57H234V55H233ZM241 56H239L237 59L239 60V58H240ZM245 57V56H244ZM27 58V57H26ZM134 58H135V56H134ZM151 58V57H150ZM164 58V57H163ZM167 58V57H166ZM178 58V60H179V58H180V56H178L177 57ZM217 58V57H216ZM215 58V59H216ZM220 58V57H219ZM220 58V59H221ZM234 58H236V57H234ZM233 58V59H234ZM264 58V57H263ZM30 59V58H29ZM33 59V58H32ZM104 59V58H103ZM122 59V58H121ZM172 59V58H171ZM191 59V58H190ZM211 59V58H210ZM214 59V58H213ZM223 59V58H222ZM226 59V58H225ZM232 59V60H233ZM241 59H243V58H241ZM253 59H255L254 57H253ZM28 60V59H27ZM105 60V59H104ZM165 60V59H164ZM169 60V59H168ZM167 60V61H168ZM182 60V59H181ZM187 60H188V58H187ZM227 60V59H226ZM224 61V62H227V61ZM235 60V59H234ZM233 60V61H234ZM262 60H264V59H262ZM12 61V60H11ZM18 61V60H17ZM114 61V60H113ZM133 61H135V60H133ZM136 61H137V59H136ZM157 61V60H156ZM194 61V60H193ZM207 61V60H206ZM218 59H216V61L214 60V62H211L212 64H210L209 63V61H208V63L210 64V67H208L210 70H211V73H212V75L211 76H209V78L210 79H213L212 78V76H215L214 74H213V72L215 71L214 70V68H216L217 67V69L218 68H220L221 66L223 67V65H221L220 66V61H219V63H218ZM237 61V60H236ZM245 61H247V62H249L248 60H244L243 61V63L242 62H235L236 64L237 63H242L243 65H246V63L247 62H245ZM24 62V61H23ZM105 62V61H104ZM124 62V61H123ZM146 62V61H145ZM152 62V61H151ZM150 62V63H151ZM171 62V61H170ZM187 62V61H186ZM231 62V61H230ZM252 62V61H251ZM256 62V61H255ZM258 62V61H257ZM137 63V62H136ZM139 63V62H138ZM141 63V62H140ZM149 63V64H150ZM168 63V62H167ZM232 63V62H231ZM231 63H228V64H231ZM20 64V63H19ZM24 64V63H23ZM106 64V63H105ZM115 64V63H114ZM135 64V63H134ZM146 64V63H145ZM188 64V63H187ZM205 64H206V62H205ZM209 64H206L207 66H209ZM248 64V63H247ZM251 63H249V65H250ZM258 64V63H257ZM33 65V64H32ZM104 65V64H103ZM103 65H101L102 67H103ZM138 65V64H137ZM143 65V64H142ZM152 65V64H151ZM154 65V64H153ZM157 65V64H156ZM164 65H165V63H164ZM169 65V64H168ZM172 65V64H171ZM180 65V64H179ZM189 65H190V63H189ZM192 65V64H191ZM225 65V64H224ZM232 65V64H231ZM235 65V64H234ZM243 65H239L238 64V66L239 67H244ZM259 65V64H258ZM264 65V64H263ZM24 66H25V64H24ZM106 66V65H105ZM104 66V67H105ZM139 66V65H138ZM148 66H150V65H148ZM183 66V65H182ZM205 66V65H204ZM203 66V68H205ZM233 66V65H232ZM260 66V65H259ZM26 67H27V65H26ZM32 67V66H31ZM121 67V66H120ZM132 67V66H131ZM140 67V66H139ZM144 67V66H143ZM146 67V66H145ZM161 67V66H160ZM166 67V66H165ZM174 67V66H173ZM172 67V68H173ZM247 66H245V68H246ZM249 67V66H248ZM263 67V66H262ZM29 68H30V65H29ZM101 68V67H100ZM122 68V67H121ZM141 68H142V66H141ZM151 68V67H150ZM155 68V67H154ZM169 68V67H168ZM168 68H166V70L168 69ZM176 69H177V67H175ZM184 68H185V66H184ZM183 68V70H182V72H184L185 71V69ZM198 68V67H197ZM225 67H223L222 69H220L221 70V72L220 73H222V71H223V73L222 74H224V70L226 69H224ZM233 68H235V67H233ZM231 66H230V69H231V71H233V70H236V69H233ZM34 69V68H33ZM103 69V68H102ZM101 69V70H102ZM109 69V68H108ZM112 69V68H111ZM130 69H133V68H130ZM146 69H148V68H146ZM200 69V68H199ZM224 69V70H223ZM233 69V70H232ZM248 69V68H247ZM250 69H252L251 67H250ZM29 70V69H28ZM31 70V69H30ZM107 70V69H106ZM117 70H120V69H117ZM126 70V69H125ZM137 70V69H136ZM140 70V69H139ZM142 70H144V69H142ZM154 70V69H153ZM156 70V69H155ZM165 70V69H164ZM171 70V69H170ZM177 70H179V69H177ZM188 70V69H187ZM186 70V71H187ZM198 70V69H197ZM219 70V69H218ZM227 70V69H226ZM225 70V71H226ZM237 70H239V68L237 69ZM264 70V69H263ZM132 71H134V70H132ZM147 71V70H146ZM149 71V70H148ZM160 71V70H159ZM172 71V70H171ZM171 71H170V73H171ZM174 71V70H173ZM207 71V70H206ZM209 71V70H208ZM228 71H230V70H228ZM228 71H226L225 72V74L228 72ZM230 71V72H231ZM105 72V71H104ZM125 72H127V71H125ZM143 72V71H142ZM161 72V71H160ZM179 72H181V71H179ZM179 72H177L179 75H181ZM181 72V73H182ZM189 72V71H188ZM187 72V73H188ZM217 72V71H216ZM227 73V78L225 77V75H224V77L226 78V79H228V80H222L225 84H227L228 85V87H227V90H229V91H227L228 93H225L224 91H223V87L221 88L222 90L221 91H218L217 90V88H216V82H213L212 83V81L210 80H205V82L203 81V83H199L200 85H201V87H199V88H197L198 90H197V92L199 91H201L202 89H204V90H206L207 91V93H208V91L209 92H211V91H213L214 93H217V95L219 94V96L220 97H222L223 98V102L225 101V97H236V98H238L239 100L236 102V103H238V106L236 107V109H237V111L235 112V114H233L232 112H230V113H232V115L233 116H229L228 118H233L232 119V122H231V125L233 124L234 126L233 127H235L234 129H232V128H229V130H233V132L232 131H229V132H227L228 130L226 129V128H228V127H224L223 125H221L220 123H216V121H217V119H216V121L214 122L213 120L212 121H209V120H207L206 118H198L197 117V119H195V123H196V125H197V127L200 125V126H203V125H205L206 126V130H207V132L206 133H209L208 134V136L210 135V136H214V137H216L217 138V141L219 140V142L223 145V144H226V145H230V146H233V147H239V148H241V147H244V145H245V143H246V139L248 138V135H251V131L252 130H254V129H256V128H253L252 126V128H250L249 126H247L248 124H247V122H244V121H242V120H240V118L242 119V113L244 112L243 110H246L245 112H248L247 110L248 109H250V108H252V107H254L257 111H258V109H261L262 108V105L264 104V94L263 95H261V94H259L258 93V89L256 88V87H258V85L257 86H255L254 87V85H255V81H254V79L255 78H253V81L252 80H250V81H252V82H255V83H253V87L255 88H252L251 86H250V88H252L251 90L253 91H255V95L257 94H259V98H253L252 97V100L251 101H247V98H250L251 99V97L250 96H247V98H241L240 96H239V93H241V91H239L238 92V87L237 86H235V85H233L234 83H236L238 86H239V83H237L238 81L237 80H235V77L232 75V72L231 73ZM234 72V71H233ZM254 72H257V71H254ZM33 73H35L34 71L32 72V74ZM39 73V72H38ZM68 73V72H67ZM96 73V72H95ZM94 73V74H95ZM100 73V72H99ZM107 73V72H106ZM105 73V74H106ZM119 73V72H118ZM133 73V72H132ZM138 73V72H137ZM149 73V72H148ZM151 73H153V72H151ZM174 73V72H173ZM197 73V72H196ZM209 73V72H208ZM210 73V74H211ZM236 73H237V71H236ZM89 74V73H88ZM116 74V73H115ZM122 74V73H121ZM121 74H118L119 76L121 75ZM135 74V71H134V73H133V75ZM141 74V73H140ZM172 74V73H171ZM184 74V73H183ZM233 74H235V73H233ZM258 76L257 77H259V73H256ZM30 75H31V73H30ZM37 75V74H36ZM35 75V76H36ZM74 75H75V73H74ZM90 75H91V73H90ZM111 75V74H110ZM145 75H146V73H145ZM154 75H155V73H154ZM175 75H176V73H175ZM190 75V74H189ZM209 75V74H208ZM218 75H220L221 76V78H222V76L223 75H221V74H218ZM217 75V76H218ZM246 75V74H245ZM33 76V75H32ZM31 76V77H32ZM88 76V75H87ZM99 76V75H98ZM123 76V75H122ZM125 76V75H124ZM128 76V75H127ZM139 76V75H138ZM171 76V75H170ZM177 76V75H176ZM237 76V75H236ZM250 76V75H249ZM39 77H40V75H39ZM67 77V76H66ZM90 77V76H89ZM142 77H143V75H142ZM168 77V76H167ZM193 77V76H192ZM200 77V76H199ZM208 77V76H207ZM237 77H239V76H237ZM243 77V76H242ZM256 77V78H257ZM264 77V76H263ZM23 78V77H22ZM26 78V77H25ZM70 78V77H69ZM76 78V77H75ZM90 78H92V76L90 77ZM90 78H89V80H90ZM95 78H97V77H95ZM100 78H101V76H100ZM117 78V77H116ZM120 78V77H119ZM134 78V77H133ZM144 78V77H143ZM160 78V77H159ZM186 78V77H185ZM201 78V77H200ZM218 78H219V76H218ZM218 78H216L217 79V81H218ZM260 78V77H259ZM34 79V78H33ZM32 79V80H33ZM44 79V78H43ZM65 79V78H64ZM68 79V78H67ZM66 79V80H67ZM81 79V78H80ZM80 79H78V81L80 80ZM93 79V78H92ZM112 79V78H111ZM155 79H156V77H155ZM202 79V78H201ZM205 78H203V80H204ZM262 79V78H261ZM37 80V79H36ZM38 80H40V78H38ZM75 80V79H74ZM86 80H88V78L87 79H85L84 81H86ZM88 80V81H89ZM95 80V79H94ZM99 80V79H98ZM97 80V81H98ZM101 80V79H100ZM122 80V79H121ZM153 80V79H152ZM161 80V79H160ZM176 80V79H175ZM188 80V79H187ZM193 80V79H192ZM195 80V79H194ZM248 80V81H249ZM256 80V79H255ZM257 80H258V78H257ZM23 81H24V79H23ZM47 81V80H46ZM45 81V82H46ZM77 81V82H78ZM92 81V84H93V80H91ZM124 81V80H123ZM158 81V80H157ZM172 81V80H171ZM189 81H190V78H189ZM201 81V80H200ZM214 81H216V80H214ZM247 81V82H248ZM33 82V81H32ZM68 82H69V79H68ZM74 82V81H73ZM122 82V81H121ZM126 82V81H125ZM141 82V81H140ZM187 82V81H186ZM196 82V81H195ZM34 83V82H33ZM32 83V84H33ZM43 83V82H42ZM51 83H53V82H51ZM64 83V82H63ZM84 83V82H83ZM86 83H87V81H86ZM96 83V82H95ZM102 83V82H101ZM104 83V82H103ZM134 83V82H133ZM149 82H146V84H148ZM161 83V82H160ZM223 83V84H224ZM249 83V82H248ZM11 84V83H10ZM38 84H39V82H38ZM37 84V85H38ZM67 84V83H66ZM80 84V83H79ZM78 84V85H79ZM88 84H90V82H88ZM88 84H87V87H88ZM117 84V83H116ZM190 84H191V86H192V83L190 82ZM189 84V85H190ZM196 84V83H195ZM194 84V86H196ZM220 84V82L218 83V85ZM224 84V85H225ZM30 85V84H29ZM73 85H75V84H73ZM72 85V86H73ZM77 84H76V86H78ZM83 85V84H82ZM95 85V84H94ZM98 85V84H97ZM118 85V84H117ZM116 85V86H117ZM145 85V84H144ZM154 85H155V83H154ZM153 85V86H154ZM188 85V84H187ZM217 85V86H218ZM221 85V84H220ZM219 85V86H220ZM229 85L231 86V87H229ZM233 85V86H232ZM242 85V84H241ZM248 85V84H247ZM252 85V84H251ZM51 86V85H50ZM91 86V85H90ZM119 86V87H118ZM117 87L120 89V83H119V85H118ZM141 86V85H140ZM152 86V85H151ZM160 86V85H159ZM234 86L235 87H237V90H236V92H233L234 91ZM66 87V86H65ZM70 87V86H69ZM85 87H86V84H85ZM84 87V88H85ZM86 87V88H87ZM100 87V86H99ZM110 87V86H109ZM108 87V88H109ZM145 87V86H144ZM143 87V88H144ZM155 88H156V85L154 86ZM170 87V86H169ZM180 87H181V85H180ZM190 87V86H189ZM193 87V86H192ZM191 87V88H192ZM197 87V86H196ZM196 87H193V89L192 90H194V88L196 89ZM221 87V86H220ZM44 88V87H43ZM42 88V89H43ZM46 88V87H45ZM79 88V87H78ZM116 88V87H115ZM130 88V87H129ZM143 88L141 89V88H139L138 87V89H140V90H143ZM226 88V87H225ZM239 88H240V86H239ZM41 89V88H40ZM70 89V88H69ZM90 89V88H89ZM92 87H91V92H92V94L94 93V91H95V89H96V87L94 88V90L92 91ZM97 89H98V86H97ZM106 89V88H105ZM132 89V88H131ZM161 89V88H160ZM183 89H184V87H183ZM220 89V88H219ZM241 89V88H240ZM239 89V90H240ZM49 90V89H48ZM76 90V89H75ZM84 89H82V91H83ZM99 90V89H98ZM97 90V91H98ZM133 91H135V89H132ZM162 90V89H161ZM161 90H160V92H161ZM187 90V89H186ZM189 90V89H188ZM230 90H233V91H230ZM248 89L246 88V90L245 91H247ZM41 91V90H40ZM47 91V90H46ZM81 91V90H80ZM111 91V90H110ZM137 91V90H136ZM185 91V90H184ZM195 91V90H194ZM248 91H250V90H248ZM253 91V92H254ZM52 92V91H51ZM61 92V91H60ZM73 92V91H72ZM98 92H101V90L100 91H98ZM107 92V91H106ZM113 92V91H112ZM111 92V93H112ZM115 92V91H114ZM145 92V91H144ZM151 92V91H150ZM158 92H159V90H158ZM181 92V91H180ZM190 92V91H189ZM198 92V93H199ZM238 92V93H237ZM252 92V93H253ZM257 92V93H256ZM263 92V91H262ZM261 92V90H260V93H262ZM41 93V92H40ZM69 93V92H68ZM78 93V92H77ZM96 94H97V92H95ZM122 93V92H121ZM133 93V92H132ZM151 93H153V92H151ZM162 93H163V91H162ZM185 93V92H184ZM191 93V92H190ZM195 93H196V91H195ZM248 93H251V91L250 92H248ZM247 93V94H248ZM252 93H251V95H252ZM44 94V93H43ZM81 94V93H80ZM157 94V93H156ZM186 94H188V93H186ZM202 94V93H201ZM201 94H192L193 96H188V97H186V98H184L180 103H181V106L180 107H178V108H180L181 109V112L183 111V112H189L190 110H192L193 108H191L190 106L191 105H197L196 103H195V101H193V99L194 98H196V99H199L200 97H201ZM254 94V93H253ZM74 95V94H73ZM85 95V94H84ZM89 95V94H88ZM87 95V96H88ZM94 95V94H93ZM103 95V94H102ZM113 95V94H112ZM154 95V94H153ZM161 95V94H160ZM248 95H250V94H248ZM90 96H92V95H90ZM114 96V95H113ZM150 96V95H149ZM167 96V95H166ZM175 96V95H174ZM182 96H184V95H182ZM197 96V97H196ZM253 96V95H252ZM263 96V97H262ZM8 97V96H7ZM28 97V96H27ZM30 97V96H29ZM37 97V96H36ZM84 97V96H83ZM93 97V96H92ZM91 97V98H92ZM109 97V96H108ZM112 97V96H111ZM111 97H109V98H111ZM126 97H127V95H126ZM129 97V96H128ZM144 97H145V95H144ZM147 97V96H146ZM152 97V96H151ZM219 97V98H220ZM246 97V96H245ZM65 98V97H64ZM75 98H76V96H75ZM87 98V97H86ZM103 98V97H102ZM102 98H100V96H98V94L97 95H95L93 98H92V100L89 102V103H87L86 105H85V108H83V111H88V113H89V115H87V116H90V119H81L82 117H84L83 116V114H82V116H81V113H80V111L79 110H81L79 107L78 108H75L76 106L73 104L75 101H73L72 103H71V105H73V106H75V107H73V106H71L70 104V106H71V108H72V111H71V113H70V109H69V111H64L65 112V118L66 119H68V118H70V120H68V121H65L64 122V120H63V122L65 123V124H72V125H76L75 123H77L78 124V122H81V121H84V122H86L87 120H89V121H91V120H95L96 122H105L106 121V124L108 123V121L111 119V117L113 118L115 115L114 114H116V110H118V111H120V104H119V108H117L116 106L118 105V104H116L115 102H113V100H110V99H106V98H104L105 100H102ZM131 98V97H130ZM165 98V97H164ZM163 98V99H164ZM180 98V97H179ZM182 98V97H181ZM28 99V98H27ZM66 99V98H65ZM135 99V98H134ZM137 99V98H136ZM135 99V100H136ZM159 99V98H158ZM173 99V98H172ZM178 99V98H177ZM202 99V98H201ZM246 99V100H245ZM33 100V99H32ZM81 100H83V99H81ZM117 100V99H116ZM147 100V99H146ZM151 100V99H150ZM171 100V99H170ZM169 99L168 100H165V102H164V100H163V104L165 105L164 106V108H166V106L168 105V102L170 101ZM180 100V99H179ZM205 100V99H204ZM227 100V99H226ZM141 101V100H140ZM158 101V100H157ZM156 101V102H157ZM167 101V102H166ZM221 101V100H220ZM47 102V101H46ZM128 102V101H127ZM136 102V101H135ZM138 102V101H137ZM148 102V101H147ZM146 102V103H147ZM159 102V101H158ZM198 102V101H197ZM212 102V101H211ZM79 103H81V102H79ZM85 103V102H84ZM118 103V102H117ZM173 103V102H172ZM172 103H170L171 105H172ZM175 103H177V102H174L173 104L174 105H172V108H174L175 107ZM179 103V102H178ZM179 103V104H180ZM226 103H228V102H226ZM235 103V102H234ZM29 104H31L30 102H29ZM41 104V103H40ZM62 104V103H61ZM66 104V103H65ZM78 104V103H77ZM123 104V103H122ZM134 104V103H133ZM140 104V103H139ZM137 105V104H136ZM140 105H142V103L140 104ZM145 105V104H144ZM147 105V104H146ZM224 105H225V102H224ZM38 106V105H37ZM69 106V107H70ZM78 106H80V105H78ZM84 106V105H83ZM125 106V105H124ZM124 106H121L122 108L121 109H124V110H121L122 111V113H123V111L125 112V108H124ZM133 106V105H132ZM159 106V105H158ZM162 106V105H161ZM160 106V107H161ZM170 105H168L167 106V108L169 107ZM198 106V105H197ZM200 106V105H199ZM202 106V105H201ZM208 106V105H207ZM210 106V105H209ZM230 106H231V104H230ZM234 106H236L235 104H234ZM59 107V106H58ZM60 107H62V106H60ZM80 107H82V106H80ZM145 107V106H144ZM163 107V106H162ZM232 107V106H231ZM52 108V107H51ZM64 108V107H63ZM62 108V109H63ZM68 107L66 106V109L65 110H68L67 109ZM130 108V107H129ZM155 108V107H154ZM159 108V107H158ZM211 108V107H210ZM127 109V108H126ZM137 109V108H136ZM145 109V108H144ZM151 109V108H150ZM153 109V108H152ZM198 109V108H197ZM208 109V108H207ZM35 110H37V109H35ZM42 110V109H41ZM47 110V109H46ZM54 110V109H53ZM161 110H162V108H161ZM38 111L39 110H37V113H38ZM43 111V110H42ZM50 111V110H49ZM52 111V110H51ZM61 111V110H60ZM116 111V112H115ZM156 111V110H155ZM172 111V110H171ZM206 111V110H205ZM242 111V112H241ZM32 112V111H31ZM36 112V111H35ZM82 112V111H81ZM130 112V111H129ZM129 112L127 113V114H129ZM145 112V111H144ZM144 112H142V113H144ZM33 113V112H32ZM55 113V112H54ZM63 113V112H62ZM125 113V114H126ZM135 113V112H134ZM140 113V112H139ZM151 113V112H150ZM154 113V112H153ZM160 113V112H159ZM158 113V114H159ZM196 113V112H195ZM215 113V112H214ZM229 113V114H230ZM237 113V114H236ZM250 113V112H249ZM45 114V113H44ZM51 113L49 112V114H47V116H49ZM57 114V113H56ZM86 114H87V112H86ZM124 114V113H123ZM124 114V115H125ZM126 114V115H127ZM132 114H133V112H132ZM152 114V113H151ZM247 114V113H246ZM34 115V114H33ZM39 115V114H38ZM63 115V114H62ZM85 115V114H84ZM130 115V114H129ZM147 115V114H146ZM163 115V114H162ZM186 115V114H185ZM194 115V114H193ZM28 116V115H27ZM35 116V115H34ZM51 116V115H50ZM50 116L48 117L49 119H51L50 118ZM134 116H136V118H135V120H133V122L134 123H129V128L128 127H126L127 126V124H125L124 122H123V120H122V124L124 125H126V126H124L123 128L124 129H119V128H117L118 130H112V131H109V132H105L104 131V133H100V132H98V130L97 131H94L95 129H93V131L91 130V131H89V130H87V129H89V128H87V129H84L83 127L81 128V127H72V128H63V127H61L62 126V123H57L56 125H55V123H54V125H52V126H50V124H49V126H41V125H39V124H37V125H35V127H33L34 129V131H35V135L37 136H35V137H33V138H37L36 140L34 139V141L31 143H29L28 144V146H30V147H28L29 148V150L30 151H28V152H30V154L29 155H27L25 152V154L24 155H27V156H30V155H32L34 158H32V160H37V161H39L40 163H43V162H46V161H48V159L47 158H49V161H48V163L50 164L51 163V165H52V168H54L55 170H57V172H58V174L60 175V174H63L64 173V171H65V174H68L69 172H70V170H68V169H70L69 168V166L70 167H72V169L73 170H71L72 171V176H73V178L72 179H69V180H71L72 182H73V180H74V183H72L71 181V183L72 184H68V182H64V185H63V187L60 189V190H62V192L61 191H59V188L58 189H56L55 190V192H53V191H51L49 194H48V192L47 193H45V191H42V187L40 188L39 187V184H37V182H36V184H34V183H32L31 184V182L29 183V180H28V183L29 184H31L30 186H27V185H29V184H25L26 186H24V188H22L23 190H21V191H23V192H21V194H22V199L24 200V202H25V207L24 208H26V215L24 216V214L21 212V215L20 214H15V212L10 208V207H8V206H6L5 204H0V213H3L4 215H6L5 217L7 218L8 217V219H12L13 220V217H15L16 218V216H18V218L20 217H22L21 219H22V222L23 221H25V222H23V223H25L26 224V222H30L29 223V225H28V223L26 224L27 226H29V228L31 227L35 232H33L32 231V229H31V231L29 232V234H31L30 236H32L33 237V235L36 233V235H37V237H40V240H42L43 242H45L46 241V245L48 244V245H51V242H48V241H50V240H47V236L46 237H44L45 235H47V234H45V232H43V231H46V233H48V235L50 236V238H52V237H57V241H59V244H60V241H65V244H64V248L62 247V250L64 249V250H68V257L66 258V257H64V258H62L63 256H62V254H61V261H62V259H64V260H67L68 259V261L69 260H72V262L73 263H77L78 262V264H83L84 263V261L85 260H87L86 258H87V253L85 252V249H84V243H83V241H84V239L86 238V236H85V233H86V230L87 229H89L88 227H86L87 225L86 224H84V226L85 227H81V223H80V221H82V220H87L86 218V216H85V214H88L89 212H91V211H95V213H96V215H98V216H101V219L103 220V222H104V215H106V214H108V216H107V218H106V220L107 221H109V219H111V215H112V213H110V212H117V209L116 208H114L113 209V211H110V212H108L107 211V209L104 207L105 205H106V207H107V202L108 201H114L115 203H117L118 205H119V203L121 204V203H123L124 204V202H132V200L131 199H129V198H127V195L125 194V199L126 200H123V196H122V190H120V189H117L116 190V188H114L113 186H112V182H116V186L115 187H117V185H123V189H126V188H128V190H129V192H130V194H133V196H136L137 198H139L140 196H142V195H144L145 196V194L147 195V193H150L151 194V197L150 198H146L145 199V202L146 203H143V207H145L146 205H152L153 207H150V209L152 208L153 210H154V208H155V204L156 203H158V208H157V206H156V211H155V213H153V215L151 214V215H149V213H148V215L149 216H147L146 217V215L147 214H144V213H147V211H145L144 213H143V215H141V214H139V213H137L138 211H136V210H133V208H131L130 210H133L132 211V213H131V217H132V219H131V221H130V223H129V228H130V231L132 230L133 232L135 231V232H137L138 234L140 233V232H143V227L145 228V223H147V221L149 220L150 222L151 221H154L155 223L157 222L159 225H161V223H160V221H163V219L164 218H166L167 216H168V211H169V209H168V204H167V200L169 199V197L171 198L172 196V194H173V192L176 194V192H177V190H185V191H187L186 192V194H185V196H188V198H189V201H190V205H192L191 203H192V201L193 200H195V198H197V197H195V192H194V190L197 188V187H203V189L204 190H206V192L210 189V188H212L213 186H217V188L216 189H218V194H219V196H220V198L222 197V202H223V204L222 205H219V208H218V212H217V215L215 214V216H214V218L211 220V219H209V220H211L210 222H214V224L215 225H217V227L220 229V231H221V228L224 226V224L226 223L227 224V222L228 223H230L229 224V226H234V228L236 229V233L238 232V234H239V237L241 238V242H245V244L250 248V250L251 251H249V253L250 252H252L253 254V256L252 257H250V255H249V257L250 258H248V259H237L236 261H234V264H264V197L262 196V195H260V193H254V191H253V193H250V191L248 190V188H246V187H242V186H240L239 184H238V182L236 183L235 181H233V180H230V178L228 179V178H226V180L224 179L225 178V176L227 175V173L228 172H226L223 168H220V167H217V168H214L211 164H208V163H206L205 161H203L201 158H199V156H198V154L195 152V150H193V149H187L185 146H186V143H188L187 142V140H186V143L184 142V143H178V141L177 140H179L178 138H180V140H181V138H185V137H187L188 135H187V133L186 132H183V131H180L181 133H180V135H176V134H178V132H175V136H173L174 135V133H173V135L170 137V138H165V140H159L158 141V139H160V138H162V130L161 129H159L157 126H150V124H152V123H147V120L146 119H144V117H143V119H141L140 117L142 116H139V114L137 115V114H134ZM156 116V115H155ZM183 116V115H182ZM181 116V117H182ZM217 116V115H216ZM36 117V116H35ZM46 117V116H45ZM55 117H57V116H55ZM85 117H86V115H85ZM118 117H120L119 116V114H118ZM122 117V116H121ZM124 117V116H123ZM122 117V118H123ZM147 117V116H146ZM145 117V118H146ZM150 117V116H149ZM237 117V118H236ZM245 117V116H244ZM248 117V116H247ZM250 117V116H249ZM262 117V116H261ZM264 117V116H263ZM64 118V117H63ZM72 118V119H71ZM167 118V117H166ZM179 118V117H178ZM183 118V117H182ZM187 118V117H186ZM192 118H193V116H192ZM221 118V117H220ZM227 118V117H226ZM227 118V119H228ZM15 119V118H14ZM14 119H11V121L12 120H14ZM17 119V118H16ZM27 119V118H26ZM57 119V118H56ZM114 119V118H113ZM124 119H125V117H124ZM129 119V118H128ZM165 119V118H164ZM180 119V118H179ZM184 119V118H183ZM190 119V118H189ZM237 121H236V120ZM28 120V119H27ZM31 120V119H30ZM37 120V119H36ZM44 120V119H43ZM62 120V119H61ZM117 120H118V118H117ZM143 120V121H142ZM144 120H146V122H144ZM156 122H161V123H163V124H166V121L165 120H162V117H156V119H154ZM193 120V119H192ZM223 120V119H222ZM221 120V121H222ZM251 120V119H250ZM5 121H6V119H5ZM19 121V120H18ZM41 121V120H40ZM46 121V120H45ZM58 121H59V119H58ZM88 121V122H89ZM114 121H116V117H115V119H114ZM121 120L119 119L118 120V122H120ZM142 121V122H141ZM229 119H228V121H226L229 125H230V123H229ZM3 123H4V121H2ZM8 122V121H7ZM10 122V121H9ZM8 122V123H9ZM26 122V121H25ZM30 122V121H29ZM42 122V121H41ZM47 122V121H46ZM49 122H50V120H49ZM48 122V123H49ZM95 122V123H96ZM130 122H132V120L130 121ZM135 122H139V123H137V124H135ZM190 122H192V121H190ZM218 122H220V121H218ZM250 122V121H249ZM63 123V124H64ZM102 123V124H103ZM155 123V122H154ZM194 123V124H195ZM224 123V122H223ZM257 123V122H256ZM256 123H255V125H256ZM264 123V122H263ZM11 124V123H10ZM14 124H15V122H14ZM27 124V123H26ZM51 124H52V122H51ZM60 124H61V126H60ZM82 124V123H81ZM94 124V123H93ZM97 124V123H96ZM120 124V123H119ZM133 125V127H131V125ZM145 126V128L147 129V131L146 132H143L142 131V126L143 125ZM258 124V123H257ZM260 124V123H259ZM4 125V124H3ZM24 125V124H23ZM31 125V124H30ZM88 125H90V124H88ZM142 125V126H141ZM186 125V124H185ZM252 125V124H251ZM262 125V124H261ZM261 125H260V127H261ZM264 125V124H263ZM262 125V126H263ZM15 127H13L12 125L11 126H8V127H10V128H12V130H13V134H16V136L18 135V138L19 137H22V135H20L21 133V131L22 130H26V126L24 127V129H23V127H21V125L19 126V127H17L16 125H14ZM33 126V125H32ZM79 126V125H78ZM83 126V125H82ZM86 126V125H85ZM141 126V127H140ZM190 126V125H189ZM192 126V125H191ZM6 127V126H5ZM98 127H99V124H98ZM117 127V126H116ZM126 127V128H125ZM231 127V126H230ZM256 127V126H255ZM4 128V127H3ZM3 128L1 127L0 129H2L3 130ZM130 128H132V130L133 131H136V132H134L133 134L134 135H130L129 136V134L127 133V129L128 130H130ZM193 128V127H192ZM8 129V128H7ZM30 129L32 130V128H31V126H30ZM29 129V130H30ZM57 129H58V131H61L63 134V136H61L62 137V140H63V143H61L60 142V147H61V144H64V145H62V147L64 146L65 148L64 149H62V150H60L58 147H56L57 146V144L56 143H54V141L55 142H57L56 140H58V139H56V140H54L53 141V143L54 144H56V146L53 144L52 146H54V147H56V148H52V150H50L51 149V147L49 146V143H47V142H44V143H42L41 141H40V139L44 136V135H47V134H49L50 132H58L57 131ZM98 129V128H97ZM105 129V128H104ZM144 129V128H143ZM182 129V128H181ZM237 129H241L240 131H238ZM252 129V130H251ZM9 130V129H8ZM12 130H9V131H12ZM101 130V129H100ZM105 130H107V129H105ZM165 131V130H164ZM170 131V130H169ZM6 132H8L7 130H6ZM32 133H34L33 131H31ZM131 133H132V131H130ZM256 132L258 133V134H256ZM23 133H27L26 131L25 132H23ZM31 133V134H32ZM1 134V133H0ZM4 134H5V132H4ZM254 134V133H253ZM255 134H256V137H258V141L260 142V141H264V128H258V129H256V131H255ZM20 135V136H19ZM27 135V134H26ZM7 136V135H6ZM23 136H25V135H23ZM31 136V135H30ZM33 136V135H32ZM32 136H31V138H32ZM199 136V135H198ZM204 136V135H203ZM202 136V137H203ZM4 137V136H3ZM26 137V136H25ZM60 137V138H61ZM2 138V137H1ZM23 138V137H22ZM30 138V137H29ZM57 138V137H56ZM59 138V141H61V139ZM206 138V137H205ZM3 139V138H2ZM21 139V138H20ZM130 139H134L133 141H128V140H130ZM141 139H147V140H149V141H152V142H154V144L153 143H151V145H145V143H143L144 141L142 140L141 141ZM207 139V138H206ZM1 140V139H0ZM31 139H29L28 141H30ZM33 140V139H32ZM52 140V139H51ZM51 140H49L50 142H51ZM189 140V139H188ZM208 140V139H207ZM207 140H205V141H207ZM250 140V139H249ZM21 141H23V140H21ZM20 141V142H21ZM25 141V140H24ZM48 141V142H49ZM58 141V142H59ZM192 141V140H191ZM216 141V140H215ZM248 141V140H247ZM252 141V140H251ZM26 142V141H25ZM41 142V143H40ZM200 142V141H199ZM203 142V141H202ZM208 142V141H207ZM253 142V141H252ZM258 142V143H259ZM0 143H2V141L0 142ZM6 143V142H5ZM251 143V142H250ZM51 144V143H50ZM114 144H116V145H114ZM150 144V143H149ZM214 144V143H213ZM256 144V143H255ZM2 145V144H1ZM26 145H27V142H26ZM220 145V144H219ZM221 145V146H222ZM225 145V146H226ZM224 146V145H223ZM4 147H5V144H4ZM27 147V146H26ZM74 147V148H73ZM1 148V147H0ZM6 148H8L7 146H6ZM10 149L11 148H13L12 146H10L9 147ZM27 148V149H28ZM69 149L70 151L72 150V153H74L76 156H77V158L75 157L74 159H76V160H74L73 158H72V160H71V158L69 159V156H64V155H66V154H68V152L65 150V149ZM200 148V147H199ZM198 148V149H199ZM202 148V147H201ZM207 148V147H206ZM212 148V147H211ZM224 148V147H223ZM2 149H4L3 147H2ZM14 149V148H13ZM115 149V150H114ZM12 150V149H11ZM16 150V149H15ZM215 150H217V149H215ZM221 150V149H220ZM26 151V150H25ZM45 151H49V152H51L50 153V155L49 154H47L48 155V157L46 156V154H44L45 155V157L43 158V153H45ZM125 151H128L129 153H128V155L127 156H125V158L123 157V158H121L120 157V155L122 154V155H124V153H125ZM209 151V150H208ZM13 152V151H12ZM15 152H18V151H15ZM14 152V154L16 155L15 157H16V160H18L21 164H23V163H28V166H30L29 168H31V165L30 164H32L33 162H31V160H30V163H29V160H26L28 157L26 156V158L25 157H22L23 155H17V154H19V152L18 153H15ZM27 152V153H28ZM117 152H120V153H118L119 155H116V153ZM213 152V151H212ZM218 152V151H217ZM220 152V151H219ZM251 152V151H250ZM4 153V152H3ZM7 153H9V152H7ZM6 153V154H7ZM21 153H23V152H21L20 151V154ZM48 153V152H47ZM71 153V152H70ZM110 153H115V155L113 154V155H110ZM211 153V152H210ZM246 153V152H245ZM5 154V153H4ZM3 154V155H4ZM80 154H83L82 156L80 155ZM213 155H214V153H212ZM9 155H10V153H9ZM36 155H38L37 157H36ZM42 155V156H41ZM166 155H167V157H166ZM250 155V154H249ZM2 156V155H1ZM71 156V155H70ZM73 156V155H72ZM81 156V157H80ZM85 156H88V158H90V160H88ZM251 156V155H250ZM9 157H11V155L9 156ZM218 157V156H217ZM3 158V157H2ZM7 158V157H6ZM30 158V157H29ZM28 158V159H29ZM47 160H46V159ZM7 159H9V158H7ZM6 159V160H7ZM13 162H14V159L12 160ZM11 161V162H12ZM80 161H82L81 163H80ZM255 161V160H254ZM5 162V161H4ZM4 162H1L0 161V163H3V168L5 167V165H4ZM17 162V161H16ZM76 162V163H75ZM259 162V161H258ZM263 162V161H262ZM8 162H6V164H7ZM19 163V164H20ZM35 163V162H34ZM33 163V164H34ZM13 164V163H12ZM32 164V165H33ZM44 164V163H43ZM43 164H41L42 166H44ZM47 164V163H46ZM45 164V166H47ZM48 164V165H49ZM113 164H115V165H120L119 166V168H117V169H121L120 167H121V165H126L127 167H126V169L127 170H129V169H131L132 170V173H131V175H129V173L127 172V170H123L122 171V174L121 175H119L118 173V175H114L115 177H113L112 176V178H111V174L112 173H110V174H108V171H110V166L111 165H113ZM8 165V167H9V164H7ZM6 165V166H7ZM16 165V164H15ZM50 165V166H51ZM66 165H67V167H66ZM114 165V166H115ZM263 165V164H262ZM1 166V165H0ZM1 166V167H2ZM13 166V165H12ZM20 166V165H19ZM22 166V165H21ZM122 166V167H123ZM259 166V165H258ZM1 167H0V169H1ZM14 167V166H13ZM27 167V166H26ZM66 167V168H65ZM116 167V166H115ZM141 167H145L146 169L145 170H141ZM260 167H261V165H260ZM6 169L5 170H7V167H5ZM10 169H11V167H9ZM8 168V169H9ZM111 168H112V166H111ZM129 168V169H128ZM142 168V169H143ZM259 168V167H258ZM54 169L52 170V171H54ZM261 169V168H260ZM27 170L29 171L30 169H28L27 168ZM12 171V170H11ZM26 171V170H25ZM258 171V170H257ZM8 172H9V170H8ZM15 172V171H14ZM14 172H13V174H14ZM115 172H116V169H115ZM254 172V171H253ZM9 173H12V172H9ZM50 173V172H49ZM106 173V174H105ZM113 173H114V171H113ZM264 173V172H263ZM116 174V173H115ZM254 174V173H253ZM262 174V173H261ZM129 175V176H128ZM146 176V178L145 179H143L142 177L143 176ZM255 175V174H254ZM253 175V176H254ZM12 176V175H11ZM57 176V175H56ZM69 176V175H68ZM48 177H50V176H48ZM263 177V176H262ZM13 178H14V176H13ZM53 178V177H52ZM70 178H71V175H70ZM78 178H80L79 179V181H78ZM130 178H133V182L130 180ZM255 178V177H254ZM62 180V179H61ZM63 180H64V178H63ZM68 180V181H69ZM34 181V180H33ZM38 181V180H37ZM67 181V180H66ZM59 182V181H58ZM249 182V181H248ZM247 182V183H248ZM260 182V181H259ZM246 183V182H245ZM257 183V182H256ZM254 184V183H253ZM52 185H54L53 183H52ZM242 185V184H241ZM260 185V184H259ZM104 186H109V188H110V186H111V188L110 189H114V190H112L111 192H109L108 193V191L106 192L105 190H104ZM120 186V187H121ZM255 186V185H254ZM22 187H23V184H22ZM55 187H57V186H55ZM59 187V186H58ZM262 187V186H261ZM4 188V187H3ZM119 188V187H118ZM55 189V188H54ZM122 189V188H121ZM250 189V188H249ZM50 190H52V189H50ZM251 190V189H250ZM2 191V190H1ZM0 191V192H1ZM185 191H184V193H185ZM210 191V190H209ZM213 191V190H212ZM217 191V190H216ZM259 191V190H258ZM58 192V193H57ZM61 192V193H60ZM123 192H124V190H123ZM194 192V193H193ZM201 192V191H200ZM205 192V193H206ZM211 192V191H210ZM55 193H57L56 194V196H54V194ZM127 193V192H126ZM139 193H141V194H139ZM209 193V192H208ZM215 193V192H214ZM48 194V195H47ZM200 194V193H199ZM198 194V195H199ZM154 195V201H152L153 202V204H152V202H151V200H152V196ZM204 195V194H203ZM176 196V195H175ZM197 196V195H196ZM205 196V195H204ZM204 196H202V197H204ZM218 196V197H219ZM4 197V196H3ZM201 197V198H202ZM181 198V197H180ZM202 199H204V198H202ZM215 199V198H214ZM105 200H107V202H105ZM8 201V200H7ZM14 201V200H13ZM20 201V200H19ZM22 201V200H21ZM205 201V200H204ZM210 201H211V199H210ZM221 201V200H220ZM10 201H8V203H9ZM196 203V202H195ZM203 203V202H202ZM206 203H207V201H206ZM16 203H14V205H15ZM194 204V203H193ZM210 204H212V203H210ZM113 205V204H112ZM111 205V206H112ZM118 205H116V206H118ZM125 205H128V204H125ZM124 205V206H125ZM203 205V204H202ZM116 206H114V207H116ZM201 206V205H200ZM205 206V205H204ZM209 206H211V205H209ZM213 206V205H212ZM11 207H12V205H11ZM16 207H17V204H16ZM15 207V208H16ZM119 207V206H118ZM117 207V208H118ZM202 207V206H201ZM206 207V206H205ZM14 208V207H13ZM203 208V207H202ZM213 208V207H212ZM112 209V208H111ZM152 209H151V211H152ZM207 209V208H206ZM198 210V209H197ZM201 210V209H200ZM212 209H210V211H211ZM196 211V210H195ZM154 212V211H153ZM207 212V211H206ZM94 213V214H95ZM113 213V214H114ZM123 213V212H122ZM203 213V212H202ZM78 214H80V215H78ZM90 214V213H89ZM93 214V215H94ZM204 214H205V212H204ZM16 215V216H15ZM190 215H192L191 213H190ZM88 216V215H87ZM98 216H96V217H98ZM204 216V215H203ZM210 216V215H209ZM213 216V215H212ZM211 216V217H212ZM37 217V218H36ZM90 217V216H89ZM95 217V216H94ZM191 217V216H190ZM195 217V216H194ZM193 217V218H194ZM14 218V219H15ZM115 217H113V219H114ZM192 218V219H193ZM205 218V217H204ZM207 218V217H206ZM79 219H82V220H79ZM95 219V218H94ZM20 220V219H19ZM84 220V221H85ZM92 220H93V218H92ZM97 220H98V218H97ZM101 220V221H102ZM106 220H105V222H106ZM139 221L140 223H141V225H137V223H136V221ZM189 220V219H188ZM11 221V220H10ZM88 221V220H87ZM192 221V220H191ZM208 221V220H207ZM12 222V221H11ZM20 222V221H19ZM138 222V223H139ZM164 222V221H163ZM216 222V223H215ZM23 223L21 224L20 223V226L21 227H23L22 225H23ZM85 223V222H84ZM87 223V222H86ZM102 223V222H101ZM108 223V222H107ZM155 223H154V225H155ZM10 224V223H9ZM19 224V223H18ZM25 224H24V227L21 229L22 231H23V233H25V231H26V233H27V229H29V228H27L26 226H25ZM88 224V223H87ZM96 224V223H95ZM105 223H103V225H104ZM151 224V223H150ZM206 225H208V222H206L205 223ZM211 223H209V225H210ZM213 224V225H214ZM4 226H3V231H7L8 230V228H9V230H10V226L8 225V224H6V221H5V223L3 224ZM11 225V224H10ZM83 225V224H82ZM99 225V224H98ZM157 225V224H156ZM212 225V224H211ZM212 225V226H213ZM20 226H18V227H20ZM89 226H90V224H89ZM158 226V225H157ZM12 227V226H11ZM83 228V229H85V232H82V231H84L83 229H81V228ZM102 227V226H101ZM100 227V228H101ZM160 227V226H159ZM208 227V226H207ZM216 227V226H215ZM0 228H2V226L0 227ZM81 230H80V229ZM87 228V229H86ZM99 228V229H100ZM15 228H13V230H14ZM92 229V228H91ZM90 229V230H91ZM16 230V229H15ZM98 230V229H97ZM224 229L222 228V231H223ZM127 231V230H126ZM140 231V232H139ZM220 231H218V232H220ZM0 232H1V229H0ZM8 232V231H7ZM10 232V231H9ZM13 231H11L10 233H12ZM89 232V231H88ZM92 232V231H91ZM90 232V233H91ZM94 232V231H93ZM2 233H4V235H5V232H2ZM32 233H33V235H32ZM132 233V232H131ZM9 234V233H8ZM13 234H14V232H13ZM28 234V235H29ZM45 234V235H44ZM92 234V233H91ZM90 234V235H91ZM136 234V233H135ZM15 235V234H14ZM13 235V236H14ZM17 235V234H16ZM36 235H34V237L33 238H35V236ZM44 235V236H43ZM87 235V234H86ZM88 235H89V233H88ZM132 235H134V234H132ZM143 235V234H142ZM155 235V234H154ZM7 236V235H6ZM6 236H3V237H6ZM9 236V235H8ZM18 236V235H17ZM136 236V235H135ZM2 237V234L0 235V239H1V241L0 242H3V246H2V248L5 250V252L6 253H4L2 250H1V245H0V250L4 253V254H6V255H10V257H14L13 255H15V253L14 254H12L13 252H18L17 253V255H15V256H21V259H22V255H19V250L17 251V247H16V244L13 242V241H15V239L14 238H3ZM14 237H16V236H14ZM21 237V236H20ZM31 237V238H32ZM142 237V236H141ZM21 238H23V237H21ZM87 238H89V237H87ZM228 238H229V236H228ZM2 239H4L3 241H2ZM18 239H19V236H18ZM36 239V238H35ZM48 239H49V237H48ZM53 239V238H52ZM56 239V238H55ZM230 239V238H229ZM22 240H24V239H22ZM39 240V241H40ZM67 240H70V242L68 241L67 242ZM52 241V240H51ZM88 241V240H87ZM48 242V243H47ZM229 242V241H228ZM7 243H8V245H7ZM50 243V244H49ZM86 243V242H85ZM225 243H227V241H225ZM1 244V243H0ZM21 244V243H20ZM44 244V246H46ZM59 244L57 245V246H55V247H53L54 249H56L57 250V252H59L61 249H59ZM12 246V248H13V250L10 248L11 246ZM42 245V244H41ZM10 246V247H9ZM17 246H20V245H18L17 244ZM23 246V245H22ZM243 246V245H242ZM21 247V246H20ZM60 247V248H61ZM211 247V246H210ZM137 248V247H136ZM248 248V249H249ZM206 249V253L209 251V248H208V251H207V247L205 248ZM211 249V248H210ZM16 250V251H15ZM62 250H61V252H62ZM212 250V249H211ZM210 250V251H211ZM0 251V252H1ZM11 253H10V252ZM13 251V252H12ZM133 251V250H132ZM131 251V252H132ZM234 252H235V254H237V255H240L241 253H242V251H243V249H242V247L241 246H236L235 247V249L233 250ZM246 251V250H245ZM9 252V253H8ZM212 252V251H211ZM129 253V252H128ZM136 253V252H135ZM208 253H210V252H208ZM52 254V253H51ZM58 254V253H57ZM137 254V253H136ZM2 255V254H1ZM0 255V256H1ZM60 255V254H59ZM75 255H78V256H76L75 258H74V261H73V257L75 256ZM134 254H132L131 256H133ZM192 255V254H191ZM243 255V254H242ZM241 255V256H242ZM3 256V255H2ZM7 256V257H8ZM56 256V255H55ZM66 256H67V254H66ZM193 256V255H192ZM214 256V255H213ZM234 256V255H233ZM6 257V256H5ZM4 257V258H5ZM57 257V256H56ZM245 257V256H244ZM1 258V257H0ZM66 258V259H65ZM234 258V257H233ZM8 259V258H7ZM17 259H18V257H17ZM20 259V260H21ZM55 259V258H54ZM59 259V258H58ZM59 259V260H60ZM193 259L195 260V258L193 257ZM192 259V260H193ZM22 260H24V259H22ZM63 260V261H64ZM0 261H2V260H0ZM12 261V260H11ZM56 261V260H55ZM60 261V262H61ZM15 262V261H14ZM19 262V261H18ZM25 262H27V259L25 260ZM6 263H8V262H6ZM9 263H10V261H9ZM11 263H13V262H11ZM10 263V264H11ZM58 263V262H57ZM64 263V262H63ZM67 263V262H66ZM217 263V262H216ZM4 264V263H3ZM62 264V263H61ZM65 264V263H64Z\"/></svg>",
    "mask_w": 264,
    "mask_h": 264
}]
</instances>
